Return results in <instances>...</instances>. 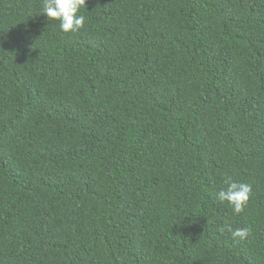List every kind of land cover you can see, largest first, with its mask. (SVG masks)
I'll list each match as a JSON object with an SVG mask.
<instances>
[{
    "label": "trees",
    "instance_id": "obj_1",
    "mask_svg": "<svg viewBox=\"0 0 264 264\" xmlns=\"http://www.w3.org/2000/svg\"><path fill=\"white\" fill-rule=\"evenodd\" d=\"M80 14L0 0V264H264V0Z\"/></svg>",
    "mask_w": 264,
    "mask_h": 264
},
{
    "label": "clouds",
    "instance_id": "obj_2",
    "mask_svg": "<svg viewBox=\"0 0 264 264\" xmlns=\"http://www.w3.org/2000/svg\"><path fill=\"white\" fill-rule=\"evenodd\" d=\"M86 0H42V14L48 21H58L59 29L65 34L78 32L85 24L84 15L78 13L85 7ZM251 193V186L246 183L231 182L215 195L221 203H227L234 214L243 212ZM233 240H243L248 235L244 228L230 229Z\"/></svg>",
    "mask_w": 264,
    "mask_h": 264
}]
</instances>
